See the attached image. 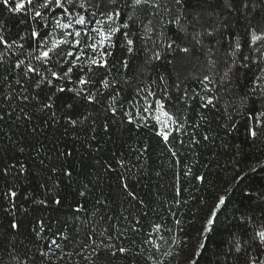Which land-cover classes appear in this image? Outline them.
Segmentation results:
<instances>
[{
  "label": "trees",
  "instance_id": "obj_1",
  "mask_svg": "<svg viewBox=\"0 0 264 264\" xmlns=\"http://www.w3.org/2000/svg\"><path fill=\"white\" fill-rule=\"evenodd\" d=\"M160 2V14L155 16L147 9H137L135 23L122 15L121 22L130 24L133 51L128 53L121 49L118 42L113 57L118 62L107 75L111 83L108 89L100 83L105 72L100 70L96 75L92 89L102 93L98 97L100 103L78 105L72 101L73 110L68 112L63 107V98L72 94H58L61 98L54 104L56 115L53 117L48 110L40 112V105L32 99L38 95L41 104L47 102L45 91L29 84L27 91L22 92L21 85L16 83L19 70H10L17 59H24L27 53L40 54L36 41L26 36L33 26L31 14L26 15L25 10L9 12L0 0V22L4 29L0 34L9 43L15 41L11 49L0 44V115H4L0 120V233L7 235V239L0 236V264H90L93 258L95 264H105L109 252L100 251L94 256L91 248L87 251L82 248L90 236L97 243L105 239L106 234H101L104 228L115 236L114 224L121 228L127 226L124 216L133 223L138 217L140 232L128 233L135 244L124 237L121 240L135 252L143 251L135 257L118 253L108 264H155L156 260L160 264H177L163 253L181 249V257L191 254L193 264H216L218 256L230 246L228 228L234 215H239L236 209L248 203L245 197L258 198L264 191V128L257 124L258 120L264 123V116L259 115L264 111V94L260 91L264 88V73L260 71L264 60L251 63L256 54L250 51V37L234 18L229 16L225 23L231 22V26L227 30L223 28L221 20L225 14L219 11L220 0L203 3L191 0L201 9V15L195 27L188 25L187 34L167 23L179 12L174 0ZM24 3L28 9L26 0ZM10 6L15 7L12 0ZM164 6L171 12L165 11ZM121 10L122 13L132 12L123 7L122 0ZM185 14L189 20L194 15L190 10ZM181 23H185L183 18ZM149 28L152 30L148 31ZM214 29H218L214 35H207V31ZM50 31L51 26L42 29L41 36ZM196 32L204 33L199 37V44L193 39ZM237 37L242 45L238 58L249 55V68H241L239 64L233 67L230 44L234 47ZM171 41L181 47L189 46L191 53L168 50L166 45ZM21 44L24 45L22 50L19 49ZM154 52L161 53L160 60L151 59ZM120 57L128 60L127 69L119 64ZM32 63L39 62L33 60ZM66 67L56 65L54 70L62 72ZM78 75L80 73L74 70L72 80ZM205 76L212 80L207 89L204 87L207 82L202 83ZM72 86L64 81L66 89ZM140 89L144 91L137 95ZM149 90L155 92L156 97L148 96ZM20 95H27L29 100L21 101ZM209 96L215 97V106L205 108L203 105ZM145 98L153 109L155 99H162L169 111L186 117L185 131L173 133L176 140L170 137L176 157L150 129L137 130L126 123L120 105L135 116L137 109L142 111ZM109 104L118 108L115 119L111 112L105 111ZM5 112H11V116ZM24 113L31 115V121L25 119ZM69 114L73 119L88 115V119L69 126L66 123ZM249 114L252 119L248 118ZM121 119L125 121L123 125ZM105 122L108 132L103 130ZM196 124L198 128L193 127ZM252 128L261 133L255 139L250 135ZM193 135L198 144L189 143ZM205 135L209 137L207 140L203 138ZM93 136L96 139L93 140ZM180 139L185 141L184 145L178 143ZM145 147L147 151H143ZM68 152L71 155H62ZM113 153L125 160L126 168L130 169L125 172L130 190L138 194L143 204L121 195L115 174L105 172L104 162L116 167ZM53 168L57 171L53 172ZM63 170L71 171V178L65 176ZM200 175L205 177L204 182L196 179ZM84 184L89 190L85 196H80ZM10 190L17 193L15 198L11 197ZM54 196L61 199L60 205L53 202ZM223 196L227 203L220 207L217 223L207 225L215 230L202 236L208 209ZM41 200L47 203L40 204ZM97 200L106 204H97ZM81 205L82 210L77 212ZM143 212H147V216ZM176 220L180 221L179 225ZM13 221L19 225L18 230L9 229ZM155 224L162 226L158 233L153 229ZM61 232L68 237L57 240V243L62 242L63 252L55 250L54 255L41 256V252H48L51 239ZM149 239L160 245L159 252L152 244L143 243ZM111 243L119 245L120 241L113 239ZM198 245H203L199 251ZM150 254L155 258L152 261L147 260Z\"/></svg>",
  "mask_w": 264,
  "mask_h": 264
},
{
  "label": "snow or ice",
  "instance_id": "obj_2",
  "mask_svg": "<svg viewBox=\"0 0 264 264\" xmlns=\"http://www.w3.org/2000/svg\"><path fill=\"white\" fill-rule=\"evenodd\" d=\"M15 3V7L10 6V0H3V4L7 7L9 12H20L25 10V14H31L30 20L33 22L31 31L26 33V36L36 41V47L40 49L39 55H33L31 52L25 55L24 59H17L15 64L10 68L11 71H16L17 79L16 83L21 85L22 92L27 91V87L30 84L35 89H41L45 91L47 95V102L40 103L38 95L32 97L40 105L39 111H49L51 116H55L56 113L53 111L54 104L57 99L61 97L58 94L71 93V96L63 98V107L65 111L70 112L73 110V103L76 104H99L100 100L98 97L102 94L99 89L93 91L92 85L95 83V77L100 70L105 72V78L100 81L105 89L111 86L110 81L107 79V75L111 74V71L117 65V59L113 58L115 55V49L117 44L121 49H126L128 53L133 51L132 45L133 39L130 38L129 31L130 24L128 22H121L122 15L127 21H133L136 15V10L140 9L143 11L147 9L150 15L160 14L162 4L160 0H122L123 7L125 9L130 8L132 12L126 13L121 10V0H26L28 9H25L24 0H12ZM206 2V0H201ZM174 4L179 6V12L174 19L167 21L169 24H174L179 31L187 34L188 25L195 27L196 23H199L201 9H198L191 3V0H174ZM219 11L225 15L221 20V25L225 30L231 26V22L228 21L229 16L235 19L237 23H240L248 36L250 37L249 47L250 51L256 54V58H253L251 63L256 64L264 60V0H220ZM164 10L171 12L170 8L164 6ZM190 10L192 19H188V15L185 14ZM181 18L184 20V24L181 23ZM138 19V17H137ZM163 20V17H161ZM151 24V21L148 22ZM51 26V31L46 32L44 36H41L42 29H48ZM163 26V25H162ZM2 22H0V33L3 32ZM59 30V31H57ZM152 29L149 28L148 31ZM207 31V35L212 36L214 32ZM119 34V35H118ZM204 33L196 32L193 39L199 44V37ZM0 44H3L5 48L11 49L15 45V41L9 43L2 34H0ZM175 45V47H174ZM167 49L170 51L179 50V52L190 54L191 49L189 46L181 47L180 44H176L175 41L167 43ZM230 55L232 56L233 67L239 64L241 68H249V55H242L238 58L239 50L242 45L239 38L235 40V45L232 47ZM24 45H19V49H23ZM21 55H24L21 52ZM112 58V59H110ZM151 59L160 60L161 53L154 52ZM39 62L33 64L32 61ZM119 64L127 69L128 60L120 57ZM56 65L63 67L67 65L62 72L54 70ZM76 70L80 75L77 76L76 80H72L73 71ZM232 71V67L229 68V72ZM260 71L264 73V68ZM228 73H225L227 76ZM164 79L163 76L160 77ZM259 79V77H257ZM7 80V76L5 77ZM64 81H68L72 84V87L65 88ZM207 82V83H204ZM202 83L207 89V85L212 83L210 76H205ZM179 87V85H177ZM144 89L137 91V95ZM212 91V89H208ZM255 91V89H253ZM261 93L264 94V88L260 89ZM118 95V93H116ZM186 96L187 93L185 92ZM148 96L156 97V93L148 91ZM21 101H28L27 95H20L18 97ZM215 97L209 96L207 103L203 107L207 108L209 105H213ZM11 99V97H8ZM115 99V96H113ZM146 103L142 108L137 109L135 116L131 111L124 110L123 104L120 105V111L122 115L127 118L126 123L134 125L137 130L144 128L150 129V131L157 137L160 138L166 149L171 152L172 156L176 157L177 152L173 148L172 140H176L177 137L173 136V133H181L185 131V124L187 123L186 117L182 118L176 115L175 112L169 111L166 108L165 102L162 99H155V108L151 103ZM264 102V99H262ZM135 107V105H134ZM106 112H111L112 118L115 119L117 116L118 108L115 104H109L105 108ZM6 115L11 116V112H5ZM90 115V114H89ZM260 116H264V111L259 113ZM25 119L31 121L32 117L28 113H24ZM249 119H252L249 114ZM4 119V115H0V120ZM88 119V115L78 116L73 119L69 114L66 123L69 126H76L79 123ZM152 121V123H150ZM93 123V131H95V121ZM123 125L125 121L120 120ZM259 127L264 128V123L257 121ZM193 127H199L198 124ZM103 130L108 132V123L105 122ZM36 129H33L35 132ZM256 128L250 129V135L253 139L260 135ZM207 140L209 137L205 135L203 137ZM92 139H96L95 136ZM180 145H184L185 141L180 139L178 141ZM190 144H198L199 141L193 137L189 141ZM99 151V149H97ZM143 151H147L145 147ZM62 155H71L70 152L62 153ZM140 157L137 156V159ZM113 160L116 167H113L112 163L104 162V170L106 173L115 174L117 181L119 182L121 195L130 198L132 201H137L143 204L144 201L139 198L138 194L130 190L129 183L127 182L126 171L130 169L126 168L125 160L122 156H117L113 153ZM177 162H179L177 158ZM43 163V161H41ZM100 164V161H97ZM14 167V166H13ZM20 171H24L23 165H21ZM53 172L57 171L56 168L52 169ZM7 170H5V173ZM63 174L68 178H71L72 173L68 170H63ZM196 179L204 182L205 177L203 175L197 176ZM88 185H83V190L79 192L80 196H85L88 191ZM179 190L177 196H179ZM11 197L15 198L17 193L10 190ZM248 201L242 208L236 209L239 215H234L233 222L228 228L229 236L231 237L230 246L227 251L223 252L222 255L218 256L216 264H264V191H261L258 198H254L249 195L244 198ZM218 201V202H217ZM217 201H213L211 207L208 209L205 220V227L201 231L203 236L207 231H214L215 229H209L207 225H215L218 220V212L221 206H225L227 203L226 196L218 197ZM53 202L56 205L61 204V199L58 196L53 197ZM40 204H46L47 201L41 200ZM97 204L104 203L106 201L97 200ZM14 207V205H13ZM83 206H79L76 211H81ZM95 214V213H94ZM147 216V212L142 213ZM111 219V217H109ZM124 221L127 222V226L121 228L117 224L113 225L116 235L108 233L107 228L102 229V235H105V239H102L97 243L91 236L89 242L84 244L82 251H87L91 248V253L94 256H98L100 251H107L110 253L108 262L111 261L112 257L119 254H129L132 256H138L141 252H135L133 248L125 246L121 237L130 240L132 244H135V240L128 236L129 231L132 233H139L140 219L135 218V222L128 221L127 216L123 217ZM176 224L179 225L180 221L176 220ZM43 222H41V230H43ZM160 224H155L153 229L155 232H159L161 229ZM9 229H19V225L16 222H11ZM168 231H171L168 229ZM18 234V233H17ZM40 233H37L39 236ZM0 236H4L7 239L5 233H0ZM68 237L64 233H57L50 241L48 245V252H41L40 255L47 257L49 253L55 254V250L63 252V245L57 243V240H66ZM115 239L120 241L119 245L111 243ZM163 239V237H161ZM107 241V242H106ZM145 244H152L157 252L160 251V245L156 244L155 241L149 239L144 241ZM183 243V242H181ZM203 248V245H198V251ZM182 251V249H181ZM181 251L171 252L165 251L163 255L168 256L170 261L175 259L179 264L181 257ZM155 258L150 254L147 260L152 261ZM105 262V264H108ZM90 264H95V259L90 261ZM155 264H160L159 260L155 261ZM185 264H193L192 260H186Z\"/></svg>",
  "mask_w": 264,
  "mask_h": 264
},
{
  "label": "rangeland",
  "instance_id": "obj_3",
  "mask_svg": "<svg viewBox=\"0 0 264 264\" xmlns=\"http://www.w3.org/2000/svg\"><path fill=\"white\" fill-rule=\"evenodd\" d=\"M190 255H191V254H189V253L185 254L184 257L182 258L180 264H185V261H186V260H189V259L193 261V257L190 256Z\"/></svg>",
  "mask_w": 264,
  "mask_h": 264
}]
</instances>
